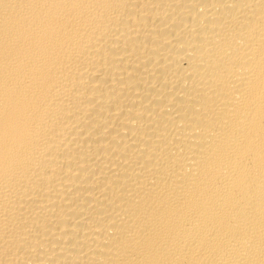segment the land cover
I'll return each instance as SVG.
<instances>
[{"label":"bare ground","instance_id":"6f19581e","mask_svg":"<svg viewBox=\"0 0 264 264\" xmlns=\"http://www.w3.org/2000/svg\"><path fill=\"white\" fill-rule=\"evenodd\" d=\"M0 264H264V0H0Z\"/></svg>","mask_w":264,"mask_h":264}]
</instances>
